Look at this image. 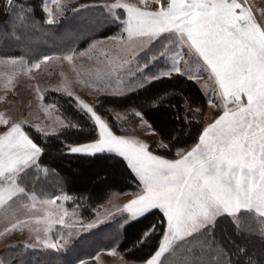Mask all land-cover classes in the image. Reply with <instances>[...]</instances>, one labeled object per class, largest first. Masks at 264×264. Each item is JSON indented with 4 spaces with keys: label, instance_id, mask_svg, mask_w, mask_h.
Masks as SVG:
<instances>
[{
    "label": "snow or ice",
    "instance_id": "6c2138e0",
    "mask_svg": "<svg viewBox=\"0 0 264 264\" xmlns=\"http://www.w3.org/2000/svg\"><path fill=\"white\" fill-rule=\"evenodd\" d=\"M113 10H122L126 15L120 22L129 39L158 40L165 34L175 33L187 49L185 55L198 57L202 68L214 81V91L221 104L213 100L209 103L213 107L222 106L223 111L203 127L190 150L178 149L177 158L169 159L154 154L148 143L115 134L108 118L96 110L100 102L89 105L77 99L76 107L86 113L95 126V138L68 144L66 151L86 156L108 152L125 161L138 182L139 191L120 209V213L128 214L124 223L159 213L156 223L145 229L133 245L139 247L154 233H159L154 249L143 260H127L126 264H164L160 258L177 240L189 245L181 264H218L221 255L225 264H229L227 253L212 235L217 219L229 217L239 232L246 230L243 213L255 212L264 217V25L257 24L251 10L237 0H166L155 12L142 11L134 4L115 0L108 8L111 13ZM27 11L22 0H2L0 4V15L9 16V30L24 22ZM43 11L48 13L46 23H55L49 10L43 7ZM190 61L191 58L182 65L186 67ZM141 69L140 66L136 70ZM172 74H183L182 68L175 67L172 73L161 71L146 80L150 83L170 79ZM186 78L194 83L198 79L193 75ZM124 91L121 88L105 95H122ZM169 94L166 92L153 100L151 106L156 107ZM68 97H72L71 92ZM181 107L184 113L192 114L184 116L185 122L193 120V115L201 111L190 107L187 100ZM106 111L115 121L121 118L122 112L112 108ZM128 111L135 114L137 123L146 125L159 137L142 113L135 109ZM0 121L6 129L0 133V162L8 160L14 169H20L19 174L32 166L42 167L39 158L43 149L25 131V126L2 118ZM64 127L68 124L61 128ZM158 146L169 147L160 139ZM63 199L67 201L72 197L65 195ZM106 220L94 221L87 227ZM260 235L264 237V233ZM47 247L55 249L57 245L49 243Z\"/></svg>",
    "mask_w": 264,
    "mask_h": 264
},
{
    "label": "rangeland",
    "instance_id": "374dc122",
    "mask_svg": "<svg viewBox=\"0 0 264 264\" xmlns=\"http://www.w3.org/2000/svg\"><path fill=\"white\" fill-rule=\"evenodd\" d=\"M122 2L134 4L142 11L155 12L166 0H160V3L157 0ZM237 2L251 10L257 24L264 25V0ZM113 3L115 0H42L43 25L28 16L22 24L13 26L18 35L9 32L8 36L24 42L25 46L9 45L21 50L22 56L0 55V118L42 133H53L66 121L55 105L45 100L46 91L71 92L75 101L79 99L95 105L102 93H115L121 88L126 92L161 71L172 73L175 67H181L186 76L198 77L196 83L207 97L204 127L222 113V106L213 107L209 103L213 100L217 105L221 104L214 91V81L202 68L198 57L185 55L187 49L179 37L170 33L158 40L148 37L129 39L120 22L126 15L122 10L108 11ZM43 7L49 10L55 23H46L49 17ZM109 27L110 33L101 36L100 33ZM112 36L118 39H109ZM83 39L88 40L80 44ZM81 52L84 55H80ZM69 55L72 59H65ZM189 58L192 61L183 66L182 62ZM140 66L142 69L137 71ZM123 113L120 119L125 117L126 113ZM5 130L0 121V133ZM120 135L159 145L160 137L137 122ZM191 147L179 149L190 150ZM177 150L174 158H177ZM98 164L117 169L116 162L100 160ZM34 167L19 174L20 169H14L8 160L0 162V264H33L36 255L44 264H126L122 254L113 246L107 247L105 241L115 239L117 227L128 220V214L120 213V209L135 197L139 188L113 192L96 208L92 218L83 220L73 198L65 201L63 197L67 194L63 191L51 192L54 186L50 183H58V178L46 177L43 175L45 170L36 171ZM82 173H77L76 177L85 179ZM113 175L119 176L116 171ZM103 220L106 221L95 227H87L94 221ZM243 221L246 230L251 231L255 229L251 226L258 225L264 233V217L255 212L243 213ZM99 225L103 226L91 237L86 236ZM77 239L80 241L74 243ZM178 242L175 241L160 258L164 264H181L186 258L189 245ZM49 243L56 244L57 248L47 247ZM67 250L68 259L65 258ZM218 264H225L222 255Z\"/></svg>",
    "mask_w": 264,
    "mask_h": 264
},
{
    "label": "trees",
    "instance_id": "16d2710c",
    "mask_svg": "<svg viewBox=\"0 0 264 264\" xmlns=\"http://www.w3.org/2000/svg\"><path fill=\"white\" fill-rule=\"evenodd\" d=\"M22 2L28 10L26 17L29 16L43 25L44 17L40 7L42 0H22ZM0 4H2V0H0ZM8 22L9 16L7 14L0 15V55L22 56L21 50L9 46L11 44L25 46V44L22 41L11 39L10 35L8 36L9 32L18 35L15 29H8ZM108 29L110 27L104 29L100 33L101 36L110 33ZM5 33L7 34L4 36ZM87 40L83 39L80 44ZM140 85L143 86H134L122 95H105L106 93L99 95L97 103H100L96 110L108 118L115 134L126 133L129 126L138 121L135 114L128 111L135 109L142 113L143 118L155 129L160 139L169 145L165 149L150 142V150L153 153L174 158L176 149L194 146L205 125L204 110L206 109L207 97L200 85L196 81L194 83L187 79L185 74H172L170 79L161 78L150 83L146 81ZM166 92L170 94L161 100L156 107H152L151 102ZM44 98L47 102L55 105L68 124V127H60L61 129L59 128L53 133H42L28 126L25 127L26 132L29 133L34 142L43 149V154L39 158V165L48 170L42 167L34 168L36 171L45 170L43 175L46 177L52 175L58 178V183L55 184L52 181L50 183L54 186V189H51L52 193H55L57 189V193L63 191L70 195L78 207L80 217L83 220H88L93 217L96 208L107 201L113 192L122 193L138 189L139 185L135 176L121 157L108 152L97 153L93 156L69 154L66 151L68 144L83 143L95 138V126L88 115L76 107L75 99L68 97V94L49 90L45 92ZM185 100L194 110L196 108L201 110L200 113L193 115V120L190 119L187 122H185L184 116L191 117L192 114L191 112L184 113L181 105ZM108 108L124 112L126 115L124 118L115 121L111 114L106 111ZM72 125H76V127ZM187 137L190 139L185 140ZM100 160L116 162L117 169L98 164ZM46 171L49 172L46 173ZM115 171L119 176L114 177ZM77 173L84 174L85 179L77 178ZM87 179L91 181H87ZM158 219L159 213L154 212L128 223H124L126 220L123 221L121 224L123 227L121 225L117 227V233L114 236L116 238L111 237L112 240L105 241L106 244L108 243L107 247L113 246L112 248L122 254L126 260H143L154 249L159 233H154L148 242L139 247H133V245L145 229L155 224ZM107 224L111 225L109 222ZM246 224L247 227H250L248 222ZM103 225L91 230L86 236L91 237L92 233L98 231ZM251 227H255V229L252 228L251 231L242 229L238 232L229 217L222 216L217 219L212 235L215 242L227 253L229 264H264V237L260 235L263 233L262 228L258 225ZM80 239L75 240L74 243L79 242ZM97 241L100 242V240ZM125 249H131V251H125ZM241 249L244 251L241 252ZM68 253L67 250L66 259H68ZM35 257L36 260L33 261V264H44L40 257L37 255Z\"/></svg>",
    "mask_w": 264,
    "mask_h": 264
},
{
    "label": "bare ground",
    "instance_id": "6f19581e",
    "mask_svg": "<svg viewBox=\"0 0 264 264\" xmlns=\"http://www.w3.org/2000/svg\"><path fill=\"white\" fill-rule=\"evenodd\" d=\"M188 139H190V137H187L185 140H188Z\"/></svg>",
    "mask_w": 264,
    "mask_h": 264
}]
</instances>
